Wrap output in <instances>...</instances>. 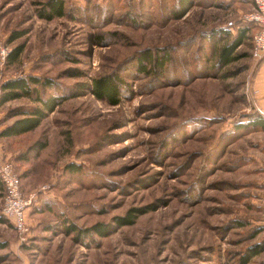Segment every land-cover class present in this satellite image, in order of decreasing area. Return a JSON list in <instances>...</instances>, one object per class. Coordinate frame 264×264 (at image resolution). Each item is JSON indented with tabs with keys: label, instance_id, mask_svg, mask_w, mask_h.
I'll list each match as a JSON object with an SVG mask.
<instances>
[{
	"label": "rangeland",
	"instance_id": "rangeland-1",
	"mask_svg": "<svg viewBox=\"0 0 264 264\" xmlns=\"http://www.w3.org/2000/svg\"><path fill=\"white\" fill-rule=\"evenodd\" d=\"M44 1L0 0V100L2 84L30 75L53 83L43 99L67 98L34 131L0 138V162L34 194L21 241L0 182V264H264V60L250 57L244 19L253 0H196L179 20L176 0H66L52 21L36 15ZM219 29L230 35L218 52L248 29L224 67L206 38ZM144 51L170 60L143 74ZM105 76L121 84L118 105L88 90ZM35 108L31 97L0 104V132Z\"/></svg>",
	"mask_w": 264,
	"mask_h": 264
},
{
	"label": "trees",
	"instance_id": "trees-1",
	"mask_svg": "<svg viewBox=\"0 0 264 264\" xmlns=\"http://www.w3.org/2000/svg\"><path fill=\"white\" fill-rule=\"evenodd\" d=\"M194 1L196 0H176V2L174 3L176 8L171 13L170 15L171 18L175 20H179L180 18H183V16H185L186 13L193 6ZM137 3L143 4V0H138ZM65 4H66V0H45L44 2L38 4L36 15L39 19L44 21H52L54 19L63 18L67 15ZM130 14L131 13H128V15ZM128 15H124L122 17L125 18ZM132 23H134V21H132ZM247 32L248 29H242L238 31L237 36L233 40L229 41L228 44L224 45L219 52L217 51V46H218L217 44L219 42H222L223 40L228 39L230 34L224 31L223 29H219L217 31H214L212 34L207 35L206 38H208L210 43V47H209L210 58L212 59L215 53H219L216 59L218 67L227 66L231 62L235 61L236 58L233 56V53L238 47L243 45ZM25 34H26L25 30L15 31L11 34L9 42H13L17 39H21L22 37L25 36ZM215 35H217L218 37ZM215 37L216 40L214 42V45H212L211 41ZM23 50H24V44H19L16 47H14L8 57L7 63H12L16 61L22 54ZM164 50L165 49H161V52ZM169 60H170L169 52L163 54L161 58L153 59L150 52L144 51L139 56L138 61H136V66L141 73L145 74V73H149V70L144 68L147 67L148 63H151V66L153 67L151 71L156 72L157 70L161 71L165 66V64L167 63V61ZM118 85L121 84L118 83L116 77L105 76L99 79H95L91 84V86L88 88V90H90V92L92 93L93 96L96 97V99L105 101L110 105L114 106V105H118L120 102L119 100L120 90L118 88ZM52 86L53 83L51 81L46 79H41L39 77L32 75L18 77L2 84L1 88L4 93L3 96L1 97L0 104L12 100L21 99L24 97H28V98L31 97L34 99V102L41 104V108H35L30 113L27 112L21 113L20 111L22 110H18L17 112H15V114H13L14 115L13 117L20 115H24V117L22 119L15 120L11 125L4 128L0 132V138L9 139L12 137H18L34 131L40 126V124L48 114H51L64 99H67V98H57L55 96H50L47 100L43 99L41 97L43 89L45 90L46 88ZM76 95L74 96L71 95L70 97H75ZM252 123L254 125L256 124V122H252ZM256 127L264 129V121L258 122ZM42 148L43 146L41 147V149ZM34 152H36V150ZM66 170H69L71 173L77 174V172L80 171V168L78 165L70 163L66 166ZM117 220H118L117 224L121 226L124 224L132 223L133 221L129 216L125 218L119 217L117 218ZM93 229H97V231L100 233L104 232V228L102 227V224L95 225ZM67 230L68 232L72 230L75 231L76 228L74 227V225H72L71 227L70 226L67 227ZM77 233H79V229H77L76 234Z\"/></svg>",
	"mask_w": 264,
	"mask_h": 264
},
{
	"label": "built area",
	"instance_id": "built-area-1",
	"mask_svg": "<svg viewBox=\"0 0 264 264\" xmlns=\"http://www.w3.org/2000/svg\"><path fill=\"white\" fill-rule=\"evenodd\" d=\"M253 3V10L244 19L254 28L250 40V57L259 62L264 60V0H253ZM7 56L8 50L0 47V66L4 65ZM0 182L3 187L1 212L21 235V241H25L28 231L26 212L32 205L34 194H23L21 176L8 160L0 162Z\"/></svg>",
	"mask_w": 264,
	"mask_h": 264
},
{
	"label": "crops",
	"instance_id": "crops-1",
	"mask_svg": "<svg viewBox=\"0 0 264 264\" xmlns=\"http://www.w3.org/2000/svg\"><path fill=\"white\" fill-rule=\"evenodd\" d=\"M260 167L263 169V165H261ZM262 203L264 205V195H263V198H262Z\"/></svg>",
	"mask_w": 264,
	"mask_h": 264
}]
</instances>
